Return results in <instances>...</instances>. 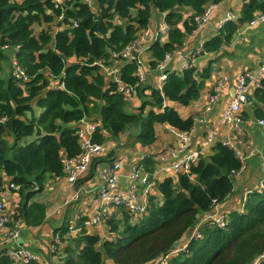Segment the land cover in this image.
<instances>
[{
    "label": "trees",
    "instance_id": "16d2710c",
    "mask_svg": "<svg viewBox=\"0 0 264 264\" xmlns=\"http://www.w3.org/2000/svg\"><path fill=\"white\" fill-rule=\"evenodd\" d=\"M221 1L95 0L97 13L81 2H66L64 23L77 19L78 25L50 35L51 23L59 12L51 0H0V120L4 117L0 121V173L8 178V184L19 186L24 199L11 215V223L22 219L28 225H38L43 221L45 205L28 203L35 191L25 193V190L36 184L39 191L47 174L62 175L64 155L72 157L80 152L72 123L84 117L94 118L98 126L92 139L97 143L118 141L127 127H138L137 140L142 145L156 140V123L178 131L190 130L193 115L182 118L165 100L183 106L198 100L210 65L166 71L160 89L149 84L138 87L136 94L142 102L134 112L128 110V101L117 91L116 82L101 74L94 62L108 61L111 52L122 49L148 26L156 10L165 13L169 29L166 42L155 41L151 45L149 66L155 68L194 29L191 18L183 20V31L179 27L180 9L189 7L193 14H200L207 4ZM256 11H264V0L243 2L239 18L226 21L218 34L203 42L199 54L217 52L229 44L234 32ZM44 24L48 27H43ZM41 25L43 28L35 32L34 27ZM6 46L16 48L15 56L28 75L27 81L8 71L1 75L2 64L7 62ZM135 73L136 64L127 62L121 66L119 78L134 84ZM54 79L62 82L64 88L50 87ZM252 102L253 115L263 116L257 104L264 107V79L254 91ZM33 104L41 110L37 115ZM241 165L233 148L214 143L189 173L158 181L156 191L153 189L156 194L148 195L141 217L134 219L123 209L105 216L103 222L111 238L88 233L82 221L75 236H64L61 228L60 242L50 253L57 261L49 264H147L157 259L168 253L197 223L198 217L210 209L212 199L222 202L231 194L233 174ZM200 231L202 238L189 240L171 256L169 264H252L264 251V190L250 193L242 212H228L223 227L205 223ZM48 260L51 261L50 255ZM0 264L17 263L2 251ZM259 264H264V260Z\"/></svg>",
    "mask_w": 264,
    "mask_h": 264
},
{
    "label": "crops",
    "instance_id": "0c3cea01",
    "mask_svg": "<svg viewBox=\"0 0 264 264\" xmlns=\"http://www.w3.org/2000/svg\"><path fill=\"white\" fill-rule=\"evenodd\" d=\"M229 1L222 0L217 3L216 7L212 10L210 22L206 26L195 31L192 30L186 34L182 45L172 53H168V60L164 65V71H180L182 65L188 59H191L193 66H196L198 69L210 65L209 76L204 80V87L200 92L198 100L193 101L187 106L165 100V104L174 107L182 118L201 114L202 110L206 107V92L214 88L219 92L220 97H222L220 101L222 107L218 103L215 109L213 111L210 110L207 116L210 125L217 123L223 107L229 100L238 73L244 69L257 67L264 57V22H257L251 25L248 23L249 21L240 26L234 32L231 42L221 46L217 52H208L196 57L192 55L197 49L202 47L206 39L218 34L220 23L224 21L227 13L235 15V18L230 21H236L239 18L241 6L235 11L230 8ZM215 10L217 13L214 16L213 12ZM180 11L182 13V21L179 23V27L183 31L182 22L184 19H189L193 11L189 7H182ZM257 12L260 11H256L253 16ZM164 22L166 23L165 13L154 10L148 27L157 30ZM51 24L53 25L51 26L52 30H50V35H53L55 26L54 23ZM37 27L40 30L42 25ZM166 41L167 35L162 36L159 40L160 43ZM143 58L146 64L149 63L152 59L151 51L144 52ZM239 60L244 63L239 64ZM223 78H225L224 81ZM108 80L112 79L108 78ZM255 90L256 88H252L249 91V99H253ZM127 101L128 110L134 112L142 102L137 94L130 96ZM257 107L260 108L263 114L261 117H264V107L262 104H257ZM33 108L35 115L41 111L40 108L34 105ZM254 108L253 102L248 105L245 104L242 107L243 121L240 124V131L235 136L234 143L242 151V161L245 163L246 168L242 173L234 176L233 190L221 203V210L224 213L238 210L240 205H242V198L245 191L249 188L256 187L264 176V133L256 123L258 117L253 115ZM36 109L39 111L36 112ZM75 125L76 123L71 124L74 127ZM205 130L203 125L197 126L195 133L191 136L192 146L199 147L203 144V132ZM154 131L156 140L150 145H142L138 142V127L136 126L127 127L119 134L118 141L108 139L104 143L107 150L94 157L88 174L83 179L74 183L72 187L66 183L63 177L47 174L43 182L44 184L42 183V188L39 191H35L28 200V203L39 202L45 205L46 213L43 221L38 225H28L22 219H18L14 223H9L10 226H16L18 234L14 239H9L5 232L0 233V253L22 247L34 253L37 258L36 262L39 264L54 263V261H57L56 257L49 253L54 236L61 234V228H64V232L69 231L71 236H75L79 231V221L83 220H86L83 227L88 233L98 234L100 237L107 236L109 234L107 230L108 226L103 221L92 224L87 222L90 221L89 219L92 214L100 212L104 208L99 198V190L103 184L102 170L110 162L121 159L123 164L117 177L119 181V193L129 195L133 192L138 197L139 202L146 203L147 198L143 196L140 184L135 182L136 186L134 187L126 176L129 165L143 156L142 163L144 168L151 170L158 161H161L160 157L165 154L166 148L175 142L178 133L177 129L160 123L154 124ZM8 141L11 142L12 139L9 138ZM208 151L209 148L205 150L206 153ZM147 159L149 161L146 164L145 161ZM163 164L164 162L154 168ZM0 176L2 177L0 202L5 203L7 211L12 215L15 213L18 205L24 202V199H22L19 189L9 188L8 178L6 176L2 173H0ZM161 180L162 178L159 177V181ZM75 190H79L80 194L76 199H71ZM154 190L156 191V189ZM154 190L151 193L156 194ZM29 191L32 190H25V193ZM68 199L69 202L64 204V201ZM118 212H120L119 209L112 208L106 211L107 215L112 213L118 214ZM107 238L109 237L107 236L105 239ZM186 239L185 233L179 240V244L185 246L187 243ZM48 255H50L51 261L48 260Z\"/></svg>",
    "mask_w": 264,
    "mask_h": 264
},
{
    "label": "built area",
    "instance_id": "2783aa9c",
    "mask_svg": "<svg viewBox=\"0 0 264 264\" xmlns=\"http://www.w3.org/2000/svg\"><path fill=\"white\" fill-rule=\"evenodd\" d=\"M54 8L58 9L59 12L54 16V28L55 32L63 28H73L77 27V19H69V24L64 23L65 19V3H71L74 1L86 4L89 10L93 13H97L98 8L95 0H51ZM217 4V3H216ZM215 3H209L204 6L203 12L200 14H193L191 22L194 24V29H200L206 26L210 22V16L212 10L216 7ZM235 15L232 13H227L224 17V21L220 23V28L226 21L234 19ZM257 22H264V11L257 12L250 20L249 24H254ZM169 25L163 23L161 27L157 30L153 28L146 27L142 29L134 39L128 42L122 49L117 52H111L108 58L96 60L94 64L98 65V71L107 78H111L117 84V91L120 92L127 100L130 96L136 94L137 88L142 85L149 84L152 87L158 89L161 88L163 81L166 78V71H164V65L168 60V54H166L163 60L159 61L155 68H150L149 63H145L143 54L144 52L150 51L151 45L155 41H159L162 36L167 35ZM54 32V33H55ZM7 47V62L2 65L7 66V71L10 74L21 81H27L28 75L25 70L19 65L15 52L16 48ZM200 48L197 49L192 55L198 56ZM134 62L136 64V82L134 84L124 83L119 78V70L124 63ZM193 66L191 59H188L183 65L182 69L189 68ZM180 69V70H182ZM47 74V73H46ZM51 78V77H49ZM53 79V78H51ZM264 79V57L261 59L259 65L254 68L244 69L238 73L234 88L231 92L229 100L223 107L222 112L219 116L217 123L210 125L209 118L207 114L210 110H214L215 103L219 102L220 94L214 88L209 89L206 92V107L202 110L199 115L193 116V124L188 132L178 131L175 142L166 148L165 154H163L155 166L163 165L153 168L151 170H146L142 163L144 157L142 156L138 160L133 161L129 165L127 171V178L131 181V184L135 187V182H138L141 186V191L144 197L147 198L148 195L156 188L159 181V177H172L180 173H189L192 166L196 165L200 156L207 154L205 150L210 148L214 143L221 142L227 146L234 149L236 155L240 159L242 165L238 171H236L233 176H237L245 170V163L242 161V151L239 149L235 143L234 139L236 134L240 131V124L243 121L242 117V107L243 105L251 104L252 99H249V91L252 88H260L262 86V80ZM225 78H223V81ZM50 87L54 89H63L64 85L57 79L51 81ZM148 91V90H146ZM94 118L84 117L76 122L75 133L77 135L78 144L80 152L75 156L64 155L61 159L62 163V175L66 183L72 187V185L83 179L89 172L91 163L95 156L100 155L107 150L104 143H97L93 141L92 135L96 130L98 123L93 120ZM4 117L0 121H3ZM257 125L260 127L264 133V117H258L256 120ZM198 125H203L205 127V132H203V144L199 147H194L191 145V136L195 133ZM121 159L115 162H110L102 170V181L103 184L99 190V198L103 203L104 208L100 212L92 214L89 223H99L104 221V217L108 216L106 211L109 208L112 209H123L127 211L134 219H138L143 214H145L147 202L141 203L138 197L133 192L129 195H122L119 193V181L117 179L120 169L122 167ZM9 188L19 189L18 185L9 183ZM32 191H38V186L34 184L31 188ZM264 190V176L261 178L259 183L254 188H249L245 191L242 198V205L244 206L245 201L250 193L258 192L261 193ZM118 191V192H117ZM80 194L79 190H75L71 196V199H76ZM68 200L64 201L67 204ZM217 199H212V205L208 211L203 213L198 217L197 223L186 232V241L192 239L202 238V232L200 231V226L209 223L216 225L218 227H223L226 222L227 213L222 212L221 204ZM111 215V214H110ZM13 221L12 216L7 211L4 202H0V233L5 232L7 238H15L18 234L15 225H9ZM16 222V221H15ZM86 220L82 221L84 223ZM80 230V227L78 226ZM64 236H70L69 231L64 232ZM60 234L54 236L52 245L50 246L49 253L56 249V245L60 242ZM186 245V244H185ZM185 246L180 244L176 250H170L168 253L159 256L157 259L147 263V264H169L171 256L182 250ZM7 254L13 259L14 263L17 264H30L36 261L37 258L34 253L26 248L18 247L11 249ZM264 260V251L259 254L252 264H259Z\"/></svg>",
    "mask_w": 264,
    "mask_h": 264
},
{
    "label": "rangeland",
    "instance_id": "374dc122",
    "mask_svg": "<svg viewBox=\"0 0 264 264\" xmlns=\"http://www.w3.org/2000/svg\"><path fill=\"white\" fill-rule=\"evenodd\" d=\"M244 1H246V0H230L229 1V6H230V8L231 9H233V10H238L239 9V7L241 6V4L244 2ZM216 13H217V11L215 10L214 12H213V15L215 16L216 15ZM53 25V24H52ZM43 27H48V26H46L45 24L43 25ZM43 27H41V28H43ZM38 29H39V27H37V26H35L34 27V31L35 32H37L38 31ZM50 30H52V27L50 28ZM54 30H55V28H54ZM242 63H244L243 61H241V60H239V64H242ZM6 72H7V66L6 65H4L3 67H2V72H1V75H5L6 74ZM221 99H222V97L220 98V100H219V102H217V103H215V105H217L218 103H220V107H222L221 105ZM34 105V104H33ZM128 106V105H127ZM39 110H37L36 109V112H38ZM27 115H29V114H27ZM114 149V148H113ZM112 149V150H113ZM245 174V173H244ZM46 177V176H45ZM45 177H44V179L43 180H45ZM239 177V176H238ZM237 178V177H236ZM44 182V181H43ZM44 184V183H43ZM221 205V204H220ZM240 212H242L243 211V205H240V207H239V209H238ZM108 230V229H107ZM109 238H111L112 236L110 235V234H108L107 235ZM106 235L105 236H102L101 238L103 239V238H106L107 237Z\"/></svg>",
    "mask_w": 264,
    "mask_h": 264
},
{
    "label": "water",
    "instance_id": "95a60500",
    "mask_svg": "<svg viewBox=\"0 0 264 264\" xmlns=\"http://www.w3.org/2000/svg\"><path fill=\"white\" fill-rule=\"evenodd\" d=\"M178 245H179V241H176L172 246H171V248H170V250H176V248L178 247Z\"/></svg>",
    "mask_w": 264,
    "mask_h": 264
}]
</instances>
